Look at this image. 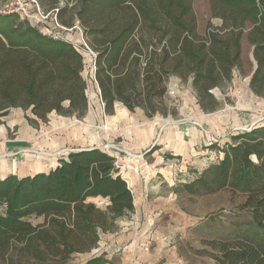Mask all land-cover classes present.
I'll return each mask as SVG.
<instances>
[{
    "label": "trees",
    "instance_id": "obj_1",
    "mask_svg": "<svg viewBox=\"0 0 264 264\" xmlns=\"http://www.w3.org/2000/svg\"><path fill=\"white\" fill-rule=\"evenodd\" d=\"M36 1L61 26L81 28L95 53L93 78L107 115L120 103L147 118L167 116L164 98L172 77L190 81L202 111L218 110L214 92L242 74L244 35L255 62L249 90L264 99V0H208L211 18L221 24L208 26L203 35L196 0ZM84 68L83 56L70 43L0 14V119L11 109L30 110L43 123L52 112L85 118ZM230 140L216 162L180 186L191 196L226 189L243 194L250 221L230 223L231 236L207 245L215 264H264V122ZM115 162L106 150H83L68 153L48 172L0 178V262L12 264L17 256L67 264L94 249L110 221L134 210ZM96 198L108 199L106 210L91 202ZM31 218L43 222L35 225Z\"/></svg>",
    "mask_w": 264,
    "mask_h": 264
},
{
    "label": "crops",
    "instance_id": "obj_2",
    "mask_svg": "<svg viewBox=\"0 0 264 264\" xmlns=\"http://www.w3.org/2000/svg\"><path fill=\"white\" fill-rule=\"evenodd\" d=\"M49 28L52 27L49 25ZM238 77L232 83L237 93H243L242 97L239 96L240 104L247 107L254 105L256 101L249 88H239L238 84L243 76ZM243 81L248 86V81ZM178 83L180 80L172 77L167 87L178 89ZM179 98L181 106L177 109V114H168L166 118H147L142 110L129 112L120 103L115 104L113 115L104 113L103 104L97 109V115L88 111L84 118L85 123L102 124L105 120L108 130L98 131L100 129L95 128L94 131L91 126L82 125L79 129L81 136L86 138V132L91 129L90 131L99 137L102 136V139L106 137L107 141L113 144L109 152L115 157L119 174L133 194L134 210L116 222V231L101 232L96 248L89 253L77 254L75 264H158L161 261V264H186L172 245L175 235L187 228L189 222L180 211L175 194L171 191H174L173 188L177 185L192 181L216 162L220 148L216 149L217 152H212L213 134H223L224 127L230 124L231 120L233 125L241 124L247 114L244 112V117L242 114L239 117L233 111L226 113L223 109L228 105L226 101L220 103L218 110L204 112L192 90L180 94ZM98 140L96 145H99ZM66 141L69 139L66 138L64 143H67ZM115 147L120 149L116 150ZM50 163H47L44 169H33L32 172L27 171L17 176L48 172L56 165L55 161ZM9 174L14 173L0 174V178ZM95 201H104L106 208L109 205L108 199L91 200L93 203ZM166 216H169L168 220Z\"/></svg>",
    "mask_w": 264,
    "mask_h": 264
},
{
    "label": "rangeland",
    "instance_id": "obj_3",
    "mask_svg": "<svg viewBox=\"0 0 264 264\" xmlns=\"http://www.w3.org/2000/svg\"><path fill=\"white\" fill-rule=\"evenodd\" d=\"M3 3L2 0H0V4ZM194 11L199 26V32L202 35L205 34L208 26L216 27L221 24L219 19L211 18L208 0H196L194 3ZM11 15H15L20 20L22 19L16 14ZM35 17L38 20L37 22L42 20L41 23H43V25L40 26L39 29L43 35L56 40L66 41L71 45L74 44L75 48L83 56L85 63L83 74L87 85L86 96L88 98V107L91 114L97 115V109L102 107V103L93 78L94 56L85 47V45L87 47L88 45L84 36H82L83 33L77 27H74L75 29L72 30V27L67 28L70 30H66V27L64 28L58 23L62 29L59 28L52 17L49 18L48 21L42 19L44 17L39 13ZM67 17H69V15H67L66 18ZM49 25L52 28H49ZM54 33H58L60 37L54 38ZM242 58L241 75L243 78L238 84L240 90L247 89V87L249 88V77L251 72L255 69L252 46L247 41L246 35H244L242 41ZM244 79L248 81V86L247 84L245 85ZM233 83L231 82L222 92L216 90L214 95L218 98L219 103L223 104L226 101L225 103L228 105L223 108L226 113L233 111L240 117V115L242 114L243 116L245 112L247 118L244 122H241V124L237 123L236 125H233L231 120L230 124L224 127L225 130L223 134H221V132L217 135L213 134L211 138V143L214 145V150H212L213 153L217 152L216 149H219L223 144L231 141L230 138L234 133L246 132L244 130L248 129L257 120H261V122L257 124L264 122V99H257L255 98L256 96L254 97L252 95L256 103H254V105H248L249 108L251 107L248 109L247 105L240 104L239 96L242 97L243 93L241 95L237 93L238 91H235L233 88ZM178 85L180 86L178 89L168 88L164 98V105L169 111L168 114L172 116L177 114V109L181 106L179 95L183 93L186 94V92L190 90L195 93L190 81L185 83L180 81ZM245 93L248 94L247 92ZM222 97L224 99H221ZM247 98L249 97L247 96ZM64 105L66 106L67 104L65 103ZM155 116L163 115L157 114ZM163 117L166 118V116ZM185 119H187V117H185ZM0 123V174L11 172L15 175H21L27 171L32 172L33 169H44L47 163L51 164L50 161H55L56 164L59 159L66 157L68 153L75 152L79 149H101L109 152V150L113 148V144L107 141L106 137L102 139V136L99 137L96 133L90 131L91 129L95 131V128L100 129L98 131H104V127L108 130L105 120H103L102 124H88L85 123L84 118L79 120L74 117L62 116L52 112L49 114L47 121L43 123L35 121L30 110L11 109L7 115L1 117ZM65 124L67 125L65 126ZM82 125L92 127L86 132L88 134L86 138L81 136V132L79 131ZM105 132L107 133V131ZM66 138H68L69 141L64 143ZM212 139L216 141L212 142ZM97 140L99 141V145H96ZM98 146H100V148H98ZM115 148L116 150L120 149L118 147ZM215 154L217 155V153ZM173 189L174 191L171 192L175 194L177 205L182 214H185L184 216H186L189 223L187 224V228H183V230L175 235V242L172 246H174L175 251L184 259L186 264H215L211 258L213 250L207 243L221 236H231L232 229L229 226L230 223L241 220L250 221L248 211L243 208L245 196L241 193H233L228 189L201 196H191L187 194L182 190L180 185H177V187ZM95 204L102 210L106 209L104 201H95ZM3 211L4 207L2 206L0 208V213ZM166 217H168L166 219L168 220L169 216ZM181 217L183 216L181 215ZM120 218L123 219V216ZM120 218L110 221L107 231H116L118 229L116 222ZM30 221L36 225L42 223L43 219L31 218ZM76 258L77 254L72 256L67 264H73V262L75 264ZM55 262V260H50L48 263L54 264ZM161 263L162 261L158 264ZM0 264L8 263L0 262ZM12 264L43 263L34 262L33 260L21 261L17 256H14Z\"/></svg>",
    "mask_w": 264,
    "mask_h": 264
},
{
    "label": "built area",
    "instance_id": "obj_4",
    "mask_svg": "<svg viewBox=\"0 0 264 264\" xmlns=\"http://www.w3.org/2000/svg\"><path fill=\"white\" fill-rule=\"evenodd\" d=\"M40 14L42 17V19H46L48 21L49 18H53L56 22V25L62 29V27L58 24L57 20H56V16L55 13H47L45 14L39 7L38 3L36 0H7L5 1L1 6H0V14H16L19 17H21V20L27 21L30 24L40 27L43 25L42 20L40 22H37L38 20L36 19V15ZM65 28V27H64ZM77 28L80 29V31L82 32L81 28L77 26ZM66 30H70L65 28ZM72 29H75L74 27ZM71 29V30H72ZM83 33V32H82ZM54 38H58L60 37L57 33H54ZM83 36V35H82ZM72 46L75 45L73 44ZM85 47L91 52V54L95 57V54H93V52L85 45ZM96 83V82H95ZM99 93V92H98ZM102 103V101H101ZM103 104V103H102ZM253 125V124H252ZM252 125L244 130V131H250ZM104 130H107L106 127H104ZM215 139H212V142H215ZM70 152V151H69Z\"/></svg>",
    "mask_w": 264,
    "mask_h": 264
},
{
    "label": "water",
    "instance_id": "obj_5",
    "mask_svg": "<svg viewBox=\"0 0 264 264\" xmlns=\"http://www.w3.org/2000/svg\"><path fill=\"white\" fill-rule=\"evenodd\" d=\"M258 122H261V120H257L256 122H254L251 129L253 128V126L257 125ZM83 150H86V149H79V150H76L75 152H79V151H83Z\"/></svg>",
    "mask_w": 264,
    "mask_h": 264
}]
</instances>
